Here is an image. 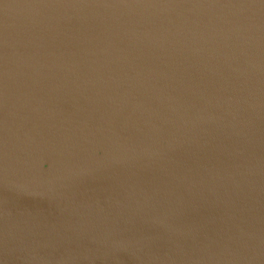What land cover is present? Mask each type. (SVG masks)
I'll list each match as a JSON object with an SVG mask.
<instances>
[{"label":"water","instance_id":"water-1","mask_svg":"<svg viewBox=\"0 0 264 264\" xmlns=\"http://www.w3.org/2000/svg\"><path fill=\"white\" fill-rule=\"evenodd\" d=\"M0 264H264V0H0Z\"/></svg>","mask_w":264,"mask_h":264}]
</instances>
